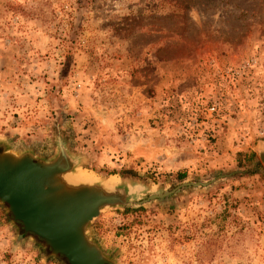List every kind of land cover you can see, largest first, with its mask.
<instances>
[{
  "label": "rangeland",
  "instance_id": "1",
  "mask_svg": "<svg viewBox=\"0 0 264 264\" xmlns=\"http://www.w3.org/2000/svg\"><path fill=\"white\" fill-rule=\"evenodd\" d=\"M56 136L94 178L225 176L100 211L88 233L114 264H264V0H0V141L48 159ZM10 219L0 264H66Z\"/></svg>",
  "mask_w": 264,
  "mask_h": 264
},
{
  "label": "water",
  "instance_id": "2",
  "mask_svg": "<svg viewBox=\"0 0 264 264\" xmlns=\"http://www.w3.org/2000/svg\"><path fill=\"white\" fill-rule=\"evenodd\" d=\"M54 154L43 159L30 150L13 152L0 141V205L18 222L22 230L40 239L49 256H62L66 264H114L91 239L88 226L100 211L136 208L169 198L180 189H204L224 175L208 181H181L172 189H154L139 182L95 177L92 183H70L80 170V158L72 155L59 136L54 139ZM254 152L264 170V142ZM23 242L16 232L13 246Z\"/></svg>",
  "mask_w": 264,
  "mask_h": 264
},
{
  "label": "trees",
  "instance_id": "3",
  "mask_svg": "<svg viewBox=\"0 0 264 264\" xmlns=\"http://www.w3.org/2000/svg\"><path fill=\"white\" fill-rule=\"evenodd\" d=\"M236 165H237L238 169H242V168L247 167V166H252V168H259L260 167L255 155L252 152L248 153V154L237 153ZM176 177L178 179H182L184 177V175L178 174Z\"/></svg>",
  "mask_w": 264,
  "mask_h": 264
},
{
  "label": "bare ground",
  "instance_id": "4",
  "mask_svg": "<svg viewBox=\"0 0 264 264\" xmlns=\"http://www.w3.org/2000/svg\"><path fill=\"white\" fill-rule=\"evenodd\" d=\"M94 180L95 178L91 174L83 170L76 172V175H74L72 179H69L70 183L72 184L82 183V182H87V184H90ZM112 184H113V180L110 179L107 181L106 186H110Z\"/></svg>",
  "mask_w": 264,
  "mask_h": 264
},
{
  "label": "flooded vegetation",
  "instance_id": "5",
  "mask_svg": "<svg viewBox=\"0 0 264 264\" xmlns=\"http://www.w3.org/2000/svg\"><path fill=\"white\" fill-rule=\"evenodd\" d=\"M17 223H18V222H17ZM18 224H19V223H18ZM19 226H20V224H19ZM23 234H28V233H26V232L23 231ZM39 240H40V239H39Z\"/></svg>",
  "mask_w": 264,
  "mask_h": 264
},
{
  "label": "built area",
  "instance_id": "6",
  "mask_svg": "<svg viewBox=\"0 0 264 264\" xmlns=\"http://www.w3.org/2000/svg\"><path fill=\"white\" fill-rule=\"evenodd\" d=\"M213 110V109H212Z\"/></svg>",
  "mask_w": 264,
  "mask_h": 264
}]
</instances>
